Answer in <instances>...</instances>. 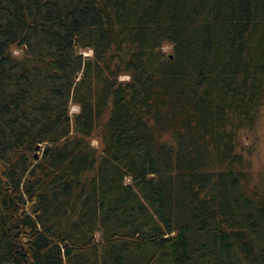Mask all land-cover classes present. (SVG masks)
<instances>
[{"label": "trees", "instance_id": "trees-1", "mask_svg": "<svg viewBox=\"0 0 264 264\" xmlns=\"http://www.w3.org/2000/svg\"><path fill=\"white\" fill-rule=\"evenodd\" d=\"M263 110L264 0H0V264H264Z\"/></svg>", "mask_w": 264, "mask_h": 264}, {"label": "rangeland", "instance_id": "rangeland-1", "mask_svg": "<svg viewBox=\"0 0 264 264\" xmlns=\"http://www.w3.org/2000/svg\"><path fill=\"white\" fill-rule=\"evenodd\" d=\"M171 47L164 46L163 51L165 53H170ZM85 55H90V52H84ZM79 108L75 105L71 107V113L76 114ZM259 125L257 131L253 133L250 137L245 138V144L252 148V154L249 156L253 162L254 171L259 172L264 171V110L261 114ZM96 147H100V142L98 140L94 141Z\"/></svg>", "mask_w": 264, "mask_h": 264}, {"label": "water", "instance_id": "water-1", "mask_svg": "<svg viewBox=\"0 0 264 264\" xmlns=\"http://www.w3.org/2000/svg\"><path fill=\"white\" fill-rule=\"evenodd\" d=\"M40 147H38L37 149H39Z\"/></svg>", "mask_w": 264, "mask_h": 264}]
</instances>
